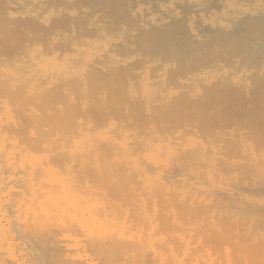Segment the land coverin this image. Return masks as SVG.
<instances>
[{
    "label": "rangeland",
    "instance_id": "374dc122",
    "mask_svg": "<svg viewBox=\"0 0 264 264\" xmlns=\"http://www.w3.org/2000/svg\"><path fill=\"white\" fill-rule=\"evenodd\" d=\"M254 1L255 0H0V73L1 75L3 73L2 76L0 75V78L3 77V79H5V77L7 76L5 82H3V80H0V99L4 98L1 99L3 100V102H5L6 100L5 104L7 105V111L9 109L6 119H10L7 120L9 121V126L11 125L13 127V129L11 128V131L17 129V132H13L15 134L17 133V136L18 134H21L18 136V138L20 137L24 140L27 139L26 143H28V145L31 147H35L33 149L31 148V152L33 154L35 153L37 156L39 155L38 157L41 159H45V156L47 155L51 163H53V165L50 164V166H52L51 169L55 168L56 171L54 169L51 170L50 173V170H48L44 171L43 174L40 172L41 176L39 178H45L50 181L52 178H55L54 180H59L58 176L63 170L61 169V165L63 164L60 163V166H58V162L61 159H59L58 162L54 161L56 159L58 160V157L62 158L61 156L65 153L63 147H65V149L67 148L66 151L70 150L68 153V155L71 154L70 158L74 159V162L77 161L76 164H80V166H75L79 168V171H77L78 168L73 167V169L76 171H74L71 176L73 175L77 183L81 185L82 182H85V185H89L90 182L91 185L89 186L91 188L93 187V192L95 191L94 194H97L94 195V197L97 205H99L97 206L95 205V202L93 204V202L89 201L88 203L83 205L85 206V208H83V211L81 209L80 213L82 212V214H85L87 219H91L90 222H87L90 228H92V225H96V229L99 228V231H96L92 228V231L95 230V232H93V235L97 232L99 233L97 234L98 236L101 235L100 239L102 236H104L105 238H111H106L107 240L101 239L102 242L104 240V242L111 241L114 237H117L114 240H123L125 233L128 232V229H126L125 227H127L137 218H140L141 221H143L140 222V226L142 225L141 227H143L144 229L153 230L154 237L158 234L161 237L160 239L163 241H165L167 238L169 242H167L166 240V243H163L162 241L163 246H160L164 247V245L169 244L170 241L173 245L175 242H179L178 244L174 245L176 247V253L178 255H181V249L184 248L182 244L181 247L179 246L181 242L178 239V232L183 235H188L190 233V235L192 236H196V233H198L196 237L200 238L195 240L196 237L193 236V239L191 241L193 244L197 242L196 244H198L199 246H197L196 244H191L190 248H193L195 251L193 249L192 250L195 253L197 250L201 249V252L198 251L197 254L212 258V262L214 260V262L218 264V262L215 261L216 259L219 261V264L220 261L227 264L225 260L231 256L232 259L227 260V262L230 260L228 264H264V162L261 158V156L264 155V86L259 85L260 83L264 84V0H257L262 7L261 12L257 11L258 7L255 3L253 4ZM228 5L230 6L229 11H233V13L235 12V15L237 17L236 19L232 20L229 28L224 29L217 22V17L222 15L224 9L227 10ZM10 10L13 13L15 12L19 17L16 16L15 18L13 16L12 18L14 20H12L11 14L13 13H10ZM250 10L252 14H250ZM19 14L23 15L24 17H20ZM30 14L34 17H31ZM39 15H42L43 19L40 18L41 20H38L39 17L37 16ZM151 16L154 17L152 20ZM248 17L250 18V20L255 21L256 28L259 29V35L256 36V34H253L251 36H235L243 37L242 40H244L246 46L244 49L238 51L237 53L236 51L232 50L231 45L227 43L226 40H222L223 36H219V34L234 33L243 30L245 31L248 24ZM8 18H10L11 20H9ZM167 30H171L172 33V36L169 40H167L169 36H157L158 34H162ZM194 32L199 34V39L193 36ZM164 38L167 39L165 40ZM251 52L257 53L255 54L257 57L253 56L254 54ZM33 53H39V55L35 59H33ZM90 56H92V58L89 60ZM65 57L69 59V62H71L69 63L68 61H66ZM80 57L84 58V60H81ZM96 58H98L99 61H95ZM46 59L47 61H45ZM50 59L53 61H51ZM87 59L89 60V62L87 61ZM114 60L115 62L112 63ZM120 60H122L123 63ZM41 61L44 62L42 63ZM72 62L77 63H74L75 66H73ZM32 63L36 66H32ZM70 64L75 67V70L77 71H70L69 68L72 67L69 66ZM84 64L85 66H82ZM119 64L120 66H118ZM162 66H166V74L162 69V74L159 75V68ZM78 67L82 68V70L78 69ZM41 68L42 70H40ZM61 68L63 69V73H61ZM23 69L25 70V72ZM30 71L33 73H31ZM157 71L159 72L156 73ZM200 71L211 73V84H209V87L211 86V88L208 87V84L203 85L199 83L197 86L193 83L192 85H194L195 87L191 84L187 85L186 87H181V80L187 78V76H191L190 74H193L194 72L197 73ZM244 71L248 72L246 73V77L249 76L248 80L246 78V80H243L239 83L235 82V79L239 75H241V72L244 73ZM260 72L263 75H261ZM12 73L13 76L16 77H13ZM50 73L60 76L59 78L61 79H57V83H59L60 85H52L47 82L46 76H50ZM77 73L80 74L78 75ZM10 75L12 79L10 78ZM40 75L42 76L40 77ZM228 75L229 79H227ZM155 76H157L158 78H160L159 76H162V78H160V80H158L157 78L154 79ZM39 77L43 80H46L43 81ZM73 77H76L79 80L75 81V78L72 79ZM224 77L227 78L225 79ZM253 77L255 79H253ZM151 78L152 80H150ZM257 78L260 81H258ZM37 79H39V81ZM69 79L70 81L71 79L74 80L72 81L73 83L69 82L71 84L68 85L62 84V82H66L67 80L69 81ZM229 80H231V83H229ZM206 86L208 88H206ZM240 86L242 88H240ZM195 89H197L198 92L197 90L192 91ZM170 91L173 92L172 96H175V98L172 97L173 100L171 98L167 99L166 97L168 96ZM236 91L240 92L237 94ZM186 92H189L187 94L188 96L186 95ZM21 97L25 100H23ZM146 97L149 99H147ZM143 99H147L146 101L148 103H146ZM176 101L178 102V106H172V104L175 105L177 103ZM197 104H199V107ZM10 107L12 109L11 111ZM177 108L180 109L178 112ZM180 112L181 114H179ZM11 115L14 117H12ZM10 116L14 118V121H12L13 119L10 118ZM143 120L145 121V123ZM181 131H183V133ZM171 132L175 133V135L178 134L181 137V140L180 138L177 140L172 137ZM187 132L191 134H187ZM48 134H51L52 136L50 135L49 138ZM169 134L171 135L169 136ZM57 135H59V137ZM72 135H74V137ZM188 135H190L193 140H196V142L198 143V147L195 140L193 141L192 138ZM30 136L35 138L32 139V137ZM55 136H57L58 138H55ZM70 136L71 139L69 138ZM107 136L111 138H108ZM29 137L31 138V141ZM166 137L167 140H164V138ZM182 137L185 140H183ZM36 138L44 139H40L38 141V144L35 141ZM65 138H68V141H72V143H69L70 141L68 142L69 146H66L68 144H66ZM81 138L83 141L79 140ZM121 138H123V141ZM172 138L175 141V145L179 147L182 146V148L185 149L187 148L188 151L190 150L189 146H191V152L195 153L194 157L191 158L187 155V157L184 156V158L178 159L177 157H175V154L172 155L170 151L173 149V146H175L172 143L174 142ZM45 139H51L49 140L50 142L56 141L57 144L56 142L51 143L53 145L55 144L54 146L60 143L61 144L57 147H54L55 149H53V145L51 146L50 144L52 148L49 147L48 150L50 151L47 153V150L45 149ZM56 139H63V142H60ZM109 139L113 140V142L110 140L113 144L111 142H108ZM176 140L179 144L176 142ZM191 140L195 143L193 144ZM29 141L32 142V144H30ZM34 141L37 145L33 144L35 143ZM49 141H47V143H50ZM85 141L86 144L84 143ZM106 141L107 143H109L108 146ZM130 141H134L133 143L136 146H133L134 144ZM144 141L149 142L145 143ZM198 141H201L200 144L203 142V144L200 145ZM104 142L106 145H103V147L101 148L100 145H102ZM141 143H143V145ZM157 143L159 145H157ZM187 143H191L192 145H187ZM40 144L43 145L41 146ZM154 144L159 147L157 148ZM110 145L114 149L113 153L112 151H108L112 150V148L110 149L109 147ZM39 146L43 147V152L37 153V150L42 151V148H39ZM59 146H61L62 148L58 149ZM98 146H100L99 149L102 150H98ZM208 146L211 151H208ZM139 147H142L144 149L141 150V148ZM160 147H164L166 148V150H160ZM203 147L205 149V152H211V164H213L211 165V180L204 179L205 182H203L205 183L204 185L206 187L211 184L210 187L207 188H211V193H213V195L211 194V197L213 198L215 196L213 199L211 198V204L215 203L212 204L211 209L213 210L214 205H216L214 211H212L211 209L210 211L206 210L204 212H201V215L200 213L195 215V213L192 212L190 215L186 216L184 214L185 212L182 214V210L178 209L180 211L178 213L179 215L177 214L176 216V220L180 221L178 222L179 224L175 225V223L174 225H170V223H168L169 226L166 225L165 227V231L168 233H165V231L163 232L164 228L162 229L161 226L167 224L165 222H169L168 213H166V216L168 215L167 217L164 216L159 220L157 218H161V216H159L158 213H154L151 209L147 211V215H145L146 213L144 212L142 213V211L144 210L145 206L150 205V201L148 200L152 199L150 198L152 194H156L155 198L162 204V208H160V210H163L159 211L162 216L165 215L166 212V210L164 212L165 206L163 205L164 202L166 205L165 200L167 198H172V200H174L176 204L177 201L181 202L179 199H181L183 194L177 195V193H179L180 191H187V189H189L190 187L188 186L189 182L186 181H189L191 179L186 178L185 181L181 182L176 177L171 178L172 181L169 179L170 177H167L165 180V176L163 177V172L165 170H169L171 171L172 175L175 176L176 174L185 175L191 170L195 171V169L196 171H200V173L203 172L202 170L206 171L203 164L206 162V160L201 157ZM125 149L127 152L124 151ZM61 150H63L64 153L61 156L56 155L59 154ZM73 150L75 151V157L72 156L74 152ZM103 150L106 151V153ZM137 150L139 151L138 153ZM144 150L147 151L145 152ZM159 150L160 152H163V150L165 152L160 153L158 152ZM52 151L54 153L57 152L56 154H54L55 157H57L56 159L55 157H52ZM101 151H103L104 154H102ZM135 151L137 155L135 154ZM153 151L163 154L164 157L161 155L159 156V161H157L158 158L156 160L157 162L154 161L155 159H153V157H158L156 155L158 153H154ZM204 151L203 153H205ZM96 153L98 154V156ZM77 154L79 155V157ZM100 154H102L105 159L103 156L101 158ZM251 154L254 158L256 155L257 159L254 160ZM68 155L67 157H69ZM86 155H88L89 157L94 156L92 158V160H94V164L93 161H89V158H85ZM63 157L66 156L63 155ZM150 157L152 158L150 159ZM160 157H162L163 159ZM165 157L167 160L165 159ZM52 158H54V160ZM186 158H190V160H187ZM83 160H85V164H83L84 166L82 165V163H84ZM160 160H164L162 161V164L164 162L166 165L161 164V167L159 165ZM78 161L81 163H79ZM168 161H170V163H168ZM89 162H91V168H89L91 166L89 165ZM123 162L125 166L123 165ZM166 162L170 165L168 166ZM55 163H57V166L55 165ZM201 163L203 164L201 165L203 167L200 166ZM85 166H88L86 167L87 169L89 168L87 170L88 174ZM125 167L128 168L127 171ZM135 167L138 169L136 170ZM212 167L216 168L213 169ZM149 168L152 169V173L154 174V176L150 175L151 169ZM170 168H174L175 171L173 170V172ZM153 169H155L156 172H153ZM79 172L83 174L84 172H86L85 174L88 175V178L83 181L86 176L80 177L83 174L80 175ZM134 172L139 175V178L137 177L136 179V176H131L132 173L135 174ZM57 173L58 176L56 175ZM62 173L65 172L63 171ZM214 173L221 174L219 178L222 177L221 179H223V181L217 178V176L215 177ZM125 174H127V176H125ZM161 174L162 182H165L159 184L160 182L156 181H158V178L161 177ZM42 175L45 176L43 177ZM52 175L56 177H52ZM155 175H157V177ZM77 176H79L80 178L84 177V179H82V182H78L80 178L77 179ZM186 176L188 175L186 174ZM68 177L71 180L70 175ZM127 177H132V179L130 180ZM90 179L93 180L90 181ZM126 179L127 181H125ZM143 179L147 182L148 185L146 184V182L141 183L143 186H140L138 184L136 185L135 180H137L136 182L139 183L142 182ZM168 179L171 182L168 181ZM129 180L130 183L128 182ZM131 181H134V184ZM175 181L177 182L175 183ZM166 182L167 184H165ZM173 182L175 183L174 185H176V191L173 192H177L174 194L172 190H166L164 187L165 185H173ZM247 182H249V184L254 183L256 186H245ZM66 183H69L70 186L72 185L70 181ZM96 183L98 187L95 186ZM98 183L102 185H98ZM126 183L129 188H126ZM124 184L126 187H124ZM104 185H106V187L109 189V192L108 189L104 187ZM226 185L230 186V188L232 187V189L234 187V190H237L238 192L241 190L243 193L241 191L240 192L243 194L244 199L242 201L238 199L237 201V199L231 198L229 196L227 197V195L223 194L221 189L218 188L224 187ZM102 187H104V189ZM162 188L164 189L162 190ZM126 189L129 190L130 196L128 195V192L125 191ZM110 190L114 193V195L116 194L117 196L118 194L117 197H120V201L117 198L114 199V195L113 197L110 196ZM165 190L166 192H168V194L165 193ZM143 192H145V194H148L145 195L143 194ZM169 192L171 194H169ZM101 193L104 195H102ZM121 194L124 196H122ZM162 196L163 198H165L163 199ZM145 197L148 199H146ZM176 197L179 198L177 199ZM224 197L226 199L228 198V200L224 199ZM104 199L106 202L104 201ZM112 199L114 202L112 201ZM127 199H130L129 203H127ZM137 199L141 200L138 201ZM103 202L107 205H104ZM220 202L224 203L225 206ZM89 203L93 205H89ZM124 203H126L125 206ZM94 205L98 207V209H96V207H92ZM88 206L92 208L91 212H89L90 209H88L89 211H86V208ZM134 206H138L137 208H139V210L137 208L134 209ZM99 207L102 209L100 214L97 212V210H100ZM131 208L133 210H131ZM232 208L235 209L236 212ZM254 210L258 213H256ZM84 211H86V213ZM131 211H134L133 214ZM92 212H96L98 214L96 218H100L99 222L100 220L103 222L105 219H107V217L110 218L111 221L113 217V219L117 221V223H115V221L113 220V224L115 223V226H118L117 228H119L120 225L122 228L124 227V229L120 227L122 230H126L125 233L123 231L124 236H122V239L120 238L122 235L119 231L120 228L118 232H115V234L111 232V237L110 235H104V232L106 231H109L110 233L111 228H114L113 232L117 231V228L113 227L114 225L111 222L107 223V220H105L103 222L104 224L102 225L99 223L100 226L98 225V222H95L96 224H94L95 219L92 220L93 218H90L89 215V213ZM209 212L211 213V216L207 217L210 214ZM213 212H215V216ZM139 213H142L140 217H138ZM207 213L209 214L207 215ZM193 214L196 217L200 216V218L197 217V219L195 216H193ZM225 214H227L228 216ZM85 215H82L83 219L81 218V216L80 218L78 216L77 219H82L84 221V224L87 225V219L86 217H84ZM101 215L104 216H102L101 218ZM152 215L157 220H155ZM182 216L186 217H183V220H181ZM165 217L167 218V220L164 219ZM194 217V221L191 220ZM145 219L147 221L149 220V223L147 222L149 224V227L147 223H144L146 221ZM72 220L74 221V219ZM163 220L165 222H163ZM184 220H186V223L184 222ZM121 221L123 222V224ZM127 221L130 222L127 223ZM158 221L159 223L163 222L165 224L160 226V224H163L160 223L158 224L160 226L159 227L156 224L158 223ZM91 222L92 225L90 226ZM188 222H192L195 225H191ZM106 223L110 225L108 226ZM150 223H154L152 224L154 227L150 226ZM200 224H202L201 226L203 227H201ZM86 225H84V227ZM105 225L107 226L104 227ZM259 225L263 227L261 228ZM181 226H183L184 228ZM87 227H85V230L87 229ZM152 227L154 229H152ZM173 227H177L175 228L176 231L173 229ZM179 227L180 229L183 228L184 230L181 229L183 230L181 231ZM159 228H161L162 230ZM168 228L174 231L168 230ZM197 228L199 230L201 229L200 232L202 234L198 232ZM156 229L158 232L155 231ZM177 229H179L180 231ZM203 229L205 232L204 235L202 232ZM257 231L263 232L257 233ZM89 232L91 234V230ZM126 234L128 235V233ZM160 234H163V237ZM93 235H90L91 237L89 236L88 239H91ZM167 235H169V237ZM252 235H255L257 237H251ZM83 237L85 238V236ZM87 237L88 236H86V238ZM158 237H155V240L153 239L154 241L157 240L155 242L157 245L161 243V240L158 239ZM254 238L256 239V242ZM93 239L96 241H100V239H95V237ZM257 239L259 242L257 241ZM153 240L152 242H154ZM201 241L205 242L202 243ZM121 242L125 245V241ZM126 243L129 244L130 242L126 241ZM199 243L202 244L200 245ZM51 245L54 250L56 248L55 246L53 247L54 243H51ZM177 245L179 246V248H177ZM160 246L159 248H162ZM195 246L197 247L195 248ZM130 249L131 248L126 249L127 251H124V253V249L121 250L118 248V250H121V253L119 251H116L117 248L115 250V248L113 247L114 251L109 248L104 252V254L101 253L98 255L100 257L97 258L98 260H95L97 262L93 261V263L91 264H100V262L102 264H113V262H115V264H120L121 262V264H124L125 262L126 264V261L127 264H160V262L157 263L159 260L157 261L152 254L150 257L148 256L149 253H147L148 257L142 258L138 253V255L135 256L136 253L134 252L136 251H134L133 247V250L131 249L130 251ZM203 250L205 251L203 252ZM226 250L230 255L227 254L229 257L224 258L227 252ZM55 251H57V253ZM55 251V255L57 254L56 256L53 254V251V255H51V251L49 252V250L44 251V253L49 252L51 256L55 257V260L57 259L56 257L59 254L64 255L63 249L58 248ZM205 253H208L207 255L211 254V256H207ZM45 255L46 253L44 254V256ZM106 255L109 256L108 259ZM46 256L45 258L48 259L49 256ZM42 257L41 260L39 258L38 261H41L42 264H45L43 262L46 260H43L45 258L42 259ZM148 258L151 261H149ZM109 261H112V263ZM47 262L48 260L46 261V263ZM47 264H51V262L49 261V263ZM170 264L174 263L171 261Z\"/></svg>",
    "mask_w": 264,
    "mask_h": 264
},
{
    "label": "bare ground",
    "instance_id": "6f19581e",
    "mask_svg": "<svg viewBox=\"0 0 264 264\" xmlns=\"http://www.w3.org/2000/svg\"><path fill=\"white\" fill-rule=\"evenodd\" d=\"M193 1H196V0H193ZM256 4L257 5V11L258 12H261V10H262V7L260 6V4L258 3V1L257 0H255L254 2H253V4ZM228 8H227V10H225L224 9V11H223V13H222V15H220L219 17H217V22L221 25V27L222 28H224V29H227V28H229L230 27V24H231V22H232V20H234V19H236V15H235V12L233 13V11H229L230 10V6L228 5L227 6ZM12 9V8H11ZM14 9V8H13ZM252 10H254V9H252ZM245 12V11H244ZM253 12V11H252ZM10 13H13V12H11V10H10ZM10 13H8V14H10ZM19 13V12H18ZM237 13V12H236ZM249 13V12H248ZM25 14V13H24ZM37 14V13H36ZM35 14V15H36ZM250 14H252L251 13V10H250ZM20 15V14H19ZM15 17L16 18V16L17 17H19L15 12L13 13V14H11V18L12 17ZM21 16H23V15H20V17ZM30 16H31V14H30ZM255 16V15H254ZM24 17V16H23ZM31 17H34V16H31ZM37 17H39L38 18V20L40 19V18H42L43 16L42 15H39V16H37ZM154 17L153 16H151V20L153 19ZM9 20H11L10 18H8ZM17 19H19V18H17ZM43 19V18H42ZM249 19V20H248ZM248 19H247V27H246V29H245V31L243 30V31H238V32H234V33H225V34H219V36H223L222 37V40H226V42L227 43H229L230 45H231V48H232V50L233 51H236L237 53H238V51H240V50H242V49H244L246 46H245V42H244V40H242V38L243 37H235V36H251V35H253V34H256V36H258L259 35V29H257L256 28V24H255V21H253V20H250V18L248 17ZM12 20H14L13 18H12ZM41 20V19H40ZM245 25H246V23H245ZM157 36H169L168 37V39L167 38H164L165 40L167 39V40H169L170 38H171V36H172V33H171V30H167V31H165V32H163L162 34H158ZM193 36H195V38H197V39H199V34L198 33H196V32H194L193 33ZM225 36H227V37H225ZM251 53H253L254 55L253 56H256L255 54H257V53H255V52H251ZM39 55V53L38 54H36V53H33L32 54V58L33 59H35L37 56ZM90 55V54H89ZM42 57V56H41ZM60 57V56H59ZM85 57V56H84ZM257 57V56H256ZM44 58V57H43ZM42 58V59H43ZM47 58V57H46ZM66 58V57H65ZM81 58V57H80ZM79 58V59H80ZM92 58V56H90V58H89V60ZM41 59V60H42ZM45 59V58H44ZM49 60V59H48ZM51 60V59H50ZM66 61H68L69 62V59H65ZM81 60H84V58H81ZM89 60L87 59V61L89 62ZM99 61V59L98 58H96V60L95 61ZM39 61V60H38ZM45 61H47V59L45 60ZM51 61H53V60H51ZM86 61V60H85ZM94 61V60H93ZM122 63H123V61L122 60H120ZM119 61V62H120ZM34 62V61H33ZM42 62V61H41ZM44 62V61H43ZM42 62V63H43ZM71 62V61H70ZM69 62V63H70ZM87 62V63H88ZM115 62V60L112 62V63H114ZM117 62V61H116ZM126 62V61H125ZM68 63V64H69ZM74 63H77V62H74ZM74 63L72 62V65L73 66H75L74 65ZM33 64V63H32ZM58 64H60V63H58ZM83 64V63H82ZM116 64V63H115ZM44 65V64H43ZM42 65V66H43ZM62 65V64H61ZM71 64L69 65V66H72ZM89 65H92V64H89ZM88 65V66H89ZM114 65V64H113ZM121 65H123V64H121ZM5 66V65H4ZM32 66H36L35 64H33ZM40 66V65H39ZM70 67L69 69H70V71L71 70H75L76 68L75 67ZM76 66H78V65H76ZM82 66H85V64L84 65H82ZM101 66V65H100ZM104 66V65H103ZM118 66H120V64L118 65ZM12 67V66H11ZM58 67V66H57ZM122 67V66H121ZM3 68V67H2ZM28 68V67H27ZM38 68V67H37ZM64 68V67H63ZM74 68V69H73ZM99 68V67H98ZM102 68V67H101ZM165 68H166V66H162V67H160L159 69V71H160V73H159V75H161L162 74V69L164 70V73L166 72L165 71ZM4 69V68H3ZM39 69V68H38ZM62 69V68H61ZM69 69H68V71H69ZM78 69H81L82 70V68H80V67H78ZM2 70V69H1ZM19 70H21V69H19ZM24 70V69H23ZM37 70V69H36ZM40 70H42V68L40 69ZM56 70H58V69H56ZM67 70V69H66ZM3 71V70H2ZM32 71H34V70H32ZM61 71V70H60ZM75 71H77V70H75ZM159 71H157L156 73H158ZM207 71V70H206ZM9 72V71H8ZM24 72H25V70H24ZM27 72V71H26ZM31 72V71H30ZM211 72V71H210ZM31 73H33V72H31ZM37 73V72H36ZM53 73H55V72H53ZM61 73H63V69H62V72ZM163 73V74H164ZM246 73H248V72H245L244 71V73H242L241 72V75H239L236 79H235V82H237V83H239V82H241V81H243V80H246V78H247V80H248V77H246L247 76V74ZM261 73V72H260ZM6 74V73H5ZM11 74V73H10ZM17 74V73H16ZM15 74V75H16ZM40 74V73H39ZM38 74V75H39ZM51 74V73H50ZM66 74H67V71H66ZM73 74H74V72H73ZM78 75L80 74V73H77ZM166 74V73H165ZM229 74V73H228ZM0 75H1V73H0ZM2 75H3V73H2ZM1 75V76H2ZM21 75V74H20ZM37 75V74H36ZM63 75H65V74H63ZM191 76H187V78H185V79H183V80H181V84H182V86L181 87H186L187 85H189V84H195L196 86L198 85V83L199 84H203V85H207L208 84V87H209V84H211V73H205V72H194L193 74H190ZM231 75H233V74H231ZM237 75V74H236ZM261 75H263L262 73H261ZM12 76H13V73H12ZM23 76V75H22ZM42 75H40V77H41ZM44 76V75H43ZM74 76V75H73ZM163 76V75H162ZM162 76H159L160 78H162ZM7 77V76H6ZM6 77H5V79H6ZM13 77H16V76H13ZM21 77V76H20ZM32 77H34V76H32ZM39 77V78H40ZM60 76H58L57 74H51L50 76H46V79H47V82L48 83H50V84H56V85H60L59 83H57L58 82V80L57 79H61V78H59ZM78 77V76H77ZM233 77V76H232ZM10 78H11V75H10ZM27 78V77H26ZM64 78V77H63ZM75 78V79H74ZM153 78V77H152ZM152 78L150 79V80H152ZM155 78H157L158 80H160V78H158L157 76H155L154 77V79ZM225 78V77H224ZM227 78V77H226ZM225 78V79H226ZM255 78H256V76H255ZM254 77H253V79H255ZM258 78H259V76H258ZM258 78H257V80H258ZM263 78H264V76H263ZM5 79H3V77L2 78H0V80H3V82H5ZM12 79V78H11ZM17 79V78H16ZM40 79H42V78H40ZM46 79H42L43 81H45ZM72 79H74L75 81L76 80H79V79H77L76 77H73ZM71 79V81H70V79H69V81L67 80L66 82H62V84H71V83H73L72 81H74V80H72ZM156 79V80H157ZM227 79H229V75H228V78ZM33 80V79H32ZM36 80V79H35ZM38 81H39V79H37ZM150 80H149V82H150ZM155 80V81H156ZM157 80V81H158ZM256 80V81H257ZM11 81V80H10ZM10 81H9V83H10ZM42 81V82H43ZM63 81V80H62ZM148 81V80H147ZM175 81V80H174ZM230 82L229 83H231V80H229ZM258 81H260V80H258ZM262 81V80H261ZM37 82V81H36ZM68 82V83H67ZM69 82H71V83H69ZM254 82V81H253ZM157 83H159V82H157ZM263 83V82H262ZM61 84V85H62ZM233 84V83H232ZM5 85V84H4ZM39 85H41V84H39ZM42 85H43V83H42ZM55 85V86H56ZM152 85V84H151ZM184 85V86H183ZM259 85H263L264 86V84H259ZM37 86V85H36ZM192 86H194V85H192ZM195 87V86H194ZM205 87V86H204ZM207 86H206V88H208ZM18 88V87H17ZM37 88V87H36ZM35 88V89H36ZM38 88H39V86H38ZM197 88V87H196ZM209 88H211V86L209 87ZM240 88H242L241 86H240ZM34 89V88H33ZM38 90V89H37ZM173 90H175V89H173ZM197 89H195V90H192V91H196ZM233 90H235V89H233ZM239 90V89H238ZM243 90V89H242ZM261 90V89H260ZM20 91V90H19ZM24 91V90H23ZM201 91V90H200ZM203 91V90H202ZM210 91H211V89H210ZM231 91V90H230ZM263 91H264V88H263ZM22 92V91H21ZM166 92V91H165ZM168 92V91H167ZM175 92V91H174ZM197 92H198V90H197ZM237 92V91H236ZM240 92V91H239ZM239 92H237V94L239 93ZM15 93V92H14ZM25 93V92H24ZM23 93V94H24ZM189 93V92H188ZM187 92H186V95L188 94ZM258 93V92H257ZM264 93V92H263ZM16 94V93H15ZM22 94V95H23ZM172 94H173V92H169V94H168V96H166L167 97V99H172ZM211 94V93H210ZM21 95V94H20ZM185 95V96H186ZM240 95H241V93H240ZM240 95H238V96H240ZM188 96V95H187ZM237 96V97H238ZM145 97V96H144ZM236 97V98H237ZM22 98V97H21ZM147 98V97H146ZM173 98H175V96L173 97ZM190 98V97H189ZM239 98V97H238ZM1 99H4V98H1ZM0 99V264H40L41 263V261H38V259L40 258V260H41V257H42V259L43 258H45V256L46 257H48V259L47 258H45V259H43V260H48V262L47 263H49V261L51 262V264H91V263H93V261L94 262H97V261H95V260H98L97 258L98 257H100V256H98L99 254H101V253H103L104 254V252L105 251H107L109 248L110 249H112L113 250V247L115 248V250H116V248H117V250L116 251H119V252H121V250L122 249H124L123 250V252L124 251H127L126 249H129V248H131L132 249V247L134 248V251H136V252H134V253H136L135 254V256L136 255H140V257H142V258H146V257H148V256H150L151 257V254L156 258V260L158 261H155V262H157V263H159L160 262V264H170L171 263V261L174 263V264H215L216 262H214V260H213V262H212V258H209V257H206V256H203V255H200V254H197L198 253V251H200V250H197L196 251V253L194 252L195 250L193 249V248H190V245L191 244H193L192 243V239H193V236H195V235H190V233L188 234V235H183V234H181V233H179L178 231V234H179V236H178V239H179V241L181 242L180 244H179V246L181 247V244L183 245V247L185 248H182L183 249V251H182V249H181V255H178L176 252V247L174 246L175 244H178L179 242H175L174 243V245L171 243V241H170V243L169 244H166V245H164V247H162L163 246V243L167 240V238H166V240H165V238H164V240L165 241H163V240H161L160 238V236L157 234V235H155V237L157 238L158 236V239H160L161 241V243H162V241H163V243L161 244V243H159L158 245L155 243L156 241H154L155 240V237L153 236V230H148V229H144L143 227H141L140 226V222H143V221H141V219L140 218H137L136 220H134L132 223H130L129 225L127 224V223H129L128 221H127V227H125L126 229H128L127 231L128 232H126V233H128V235L125 233V231L126 230H122V229H124V227L122 228L120 225H119V228H120V230H119V228H117L115 225V223H117V221H115L114 219H113V217H112V220L110 221V218H108L107 217V219H105V220H107V223L108 222H111L112 224H113V220L115 221V223L113 224L114 226L113 227H116L117 228V231H114L113 232V230H114V228L112 229V231H111V229H110V233H109V231H106V232H104L103 234L104 235H110V237L112 236L111 234L112 233H114L115 234V232H118V230L120 231V234H122L121 235V239H122V236H124L123 235V231H124V233H125V236H124V238H123V240H121V241H125V245H124V243H122L121 241H119V240H114L115 238H117V237H114V235H113V239L111 240V241H108V242H102V240L101 239H106L104 236H102L101 237V239H100V236L101 235H97V234H99V233H97L96 232V234H94L93 235V232H95V230L97 231L99 228H95V226L94 225H92V222H91V224H90V226L92 225V228L93 229H95V230H93L92 231V228H90L89 227V225H88V221L90 222V220L89 219H87V217H86V215L85 214H82V212L80 213V210L82 209V211H83V208H85V206H83V205H85L86 203H88L89 201L90 202H93V204H94V202L96 203V200H95V197H94V195H97V194H94V192H93V187L91 188L89 185H91L90 184V182H89V185H85L83 182H82V179H84V177L83 178H80V177H82V176H86V178L83 180V181H85L87 178H88V169L89 168H91L92 167V165H91V162L93 161V164H94V160H92V158L94 157H89L88 155H86L85 156V158L87 157V159L89 158V161H91V162H89L90 164L89 165H91L88 169L86 168V167H88V166H85V168H86V171H87V174H85L86 172H84V174L83 173H81V172H79L80 173V175L81 174H83V175H79V176H77L78 178L77 179H79L80 178V180L78 181V182H82V185L81 184H78L77 183V181H76V179H75V177H73V175L71 176V174L74 172V171H76V170H74L73 169V167H75V166H80V164H76L77 163V161L76 162H74V159H72V158H70V155H68V153H69V151L70 150H68V151H66V149H65V147H63L64 148V150H65V153H64V151L63 150H61V152H59V154H56L57 152H53L52 151V153H53V155L54 154H56V155H58V156H61L63 153V155L64 156H66V157H63V155L61 156L62 158H59L58 157V160L56 159L57 157H55V155L53 156L52 154V157H55V159L57 160H55L54 162H58L59 161V159H61L59 162H58V166H60V163L61 164H63V165H61L62 166V168L61 169H63L62 170V172L64 171L65 173H60V175L58 176V173L56 174L57 176H58V179L59 180H54L53 178L51 179V181L50 180H48V179H45V178H39L40 176H41V173L43 174L44 173V171H48V170H50L49 172L51 173V170H54L55 168H52L51 169V167L52 166H50V164H52L53 165V163H51V161L49 160V157L46 155L45 156V159L44 158H39L35 153L33 154L31 151V148L33 149V148H35V147H31V146H29L28 145V143H26V140H24V139H22V138H18V136L19 135H21V134H18V136H17V133L15 134L14 132L17 130V129H14L13 131H11V128L13 129V127L10 125L9 126V121L7 120V119H9V118H7L6 119V116L8 115V111H9V109H8V111H7V105L5 104V102H6V100H5V102H3V100H1ZM23 99V98H22ZM147 99H149V98H147ZM146 99V100H147ZM191 99V98H190ZM23 100H25V99H23ZM138 100V99H137ZM143 100H145V99H143ZM145 100V102L146 103H148L147 101ZM173 100V99H172ZM176 100V99H175ZM28 101V100H27ZM50 102V101H49ZM177 102V101H176ZM206 102V101H205ZM8 103V102H7ZM138 103V102H137ZM175 103V102H174ZM180 103V102H179ZM48 104V103H47ZM170 104V103H169ZM178 104V102L175 104V105H173L172 104V106H178L177 105ZM181 104V103H180ZM180 104H179V106H180ZM9 105H10V103H9ZM14 105V104H13ZM80 105V104H79ZM198 105V107H199V104H197ZM163 106V105H162ZM166 106V105H165ZM203 106H205V105H203ZM9 107V106H8ZM47 107V106H46ZM153 107V106H152ZM189 107V106H188ZM172 108V107H171ZM176 108V107H175ZM179 108V107H178ZM177 108V112L180 110V109H178ZM81 109V108H80ZM163 109H165V108H163ZM197 109V108H196ZM195 109V110H196ZM12 109H11V107H10V111H11ZM264 110V109H263ZM17 111V110H16ZM69 111V110H68ZM91 111V110H90ZM27 112V111H26ZM25 112V113H26ZM43 112V111H42ZM89 112V111H88ZM169 112V111H168ZM13 113V112H12ZM11 113V114H12ZM44 113V112H43ZM68 113H70V112H68ZM82 113V112H81ZM91 113V112H90ZM140 113V112H139ZM45 114V113H44ZM94 114V113H93ZM179 114H181V112L179 113ZM25 115V114H24ZM61 115V114H60ZM64 115V114H63ZM12 116V115H11ZM10 116V118H12V117H14V116H12L11 117ZM81 116H83V115H81ZM95 116V115H94ZM55 117V116H54ZM58 117V116H57ZM65 117V116H64ZM97 117V116H96ZM72 118V117H71ZM13 120L12 121H14V118H12ZM33 119V118H32ZM35 119V118H34ZM44 119V118H43ZM10 120V119H9ZM24 120V119H23ZM36 120V119H35ZM34 120V121H35ZM39 120H41V119H39ZM87 120V119H86ZM27 121V120H26ZM25 121V122H26ZM54 121V120H53ZM144 121V120H143ZM52 122V121H51ZM17 123V122H16ZM15 123V124H16ZM47 123V122H46ZM45 123V124H46ZM84 123H85V121H84ZM144 123H145V121H144ZM149 123V122H148ZM33 124V123H32ZM61 124V123H60ZM87 124V123H86ZM13 125V124H12ZM21 125H23V124H21ZM39 125V124H38ZM47 125V124H46ZM49 125H52V124H49ZM59 126V125H58ZM188 126V125H187ZM186 126V127H187ZM64 127V126H63ZM183 127V126H182ZM194 127V126H193ZM192 127V128H193ZM24 128V127H23ZM170 128V127H169ZM176 128V127H175ZM178 128V127H177ZM181 128V127H180ZM184 128V127H183ZM188 128V127H187ZM195 128V127H194ZM22 129V128H21ZM27 129V128H26ZM25 129V130H26ZM44 129V128H43ZM52 129V128H51ZM122 129V128H121ZM164 129V128H163ZM37 130V129H36ZM109 130V129H108ZM160 130V129H159ZM192 130H194V129H192ZM191 130V131H192ZM23 131V130H22ZM51 131V130H50ZM121 131V130H120ZM123 131V130H122ZM17 132V131H16ZM21 132V131H20ZM63 132V131H62ZM111 132V131H110ZM182 133H183V131H181ZM46 133V132H45ZM108 133V132H107ZM113 133V132H112ZM170 133V132H169ZM172 133V132H171ZM177 133V132H176ZM179 133V132H178ZM27 134V133H26ZM29 134V133H28ZM37 134V133H36ZM52 134V133H51ZM51 134H48L49 136V138H50V135ZM54 134H55V132H54ZM53 134V135H54ZM80 134V133H79ZM120 134H122V133H120ZM175 133H172V135L171 134H169V136L171 135L172 137H174L175 139H179L180 138V140H181V137L178 135V134H176L175 136ZM187 134H191V133H188L187 132ZM75 135V134H74ZM74 135H72L73 137H74ZM86 135V134H85ZM96 135V134H95ZM132 135V134H131ZM168 135V134H167ZM41 136V135H40ZM52 136V135H51ZM58 137H59V135H57ZM57 136H55V138H58ZM79 136V135H78ZM125 136V135H124ZM123 136V137H124ZM130 136V135H129ZM182 136V135H181ZM188 136H190V135H188ZM192 136H194V135H192ZM30 137H32V136H30ZM29 137V138H30ZM47 137V136H46ZM45 137V138H46ZM47 137V138H48ZM60 137H61V135H60ZM105 137V136H104ZM108 137V136H107ZM111 137H112V135H111ZM111 137H108V138H111ZM115 137V136H114ZM126 137H127V135H126ZM191 137V136H190ZM28 138V137H27ZM33 138H35V137H32V139ZM63 138V137H62ZM70 139H71V136L69 137ZM86 138H89V137H86ZM91 138V137H90ZM169 138V137H168ZM188 138V137H187ZM192 138V137H191ZM22 139V140H21ZM40 139H44V138H40ZM39 138H36V142L38 143V141L40 140ZM54 139V138H53ZM66 139V138H65ZM68 139V138H67ZM66 139V144H68V145H66V146H69V143H72V141H68ZM74 139V138H73ZM116 139V138H115ZM122 139V141H123V138H121ZM125 139V138H124ZM182 139L183 140H185L183 137H182ZM211 139V138H210ZM25 142H24V141ZM46 140V139H45ZM49 140H51V139H48V140H46V141H44V140H41V141H44V142H46V150H47V153L50 151V150H48V148L50 147V148H52L51 146L53 145V144H51V143H55L54 141H52V142H50ZM56 140H59V139H56ZM63 139H60L59 141L61 142ZM79 140H82V138L81 139H79ZM92 140H93V138H92ZM111 139H109V141L108 142H113V140H111ZM118 140V139H117ZM136 140V139H135ZM158 140V139H157ZM159 140H161V139H159ZM164 140H167V137L166 138H164ZM172 140H173V138H172ZM176 140V142L178 143V141ZM189 140V139H188ZM192 140H193V138H192ZM191 140V141H192ZM195 140V139H194ZM193 140V141H194ZM198 140V139H197ZM30 141H31V138H30ZM29 141V143L30 144H32V142H30ZM33 141V140H32ZM34 141V142H35ZM47 141H49L50 143H47ZM65 141V140H64ZM83 141V140H82ZM88 141H91V140H88ZM116 141V140H115ZM125 141V140H124ZM129 141V140H128ZM137 141V140H136ZM142 141V140H141ZM174 141V140H173ZM192 141V142H193ZM28 142V141H27ZM36 142L35 143H33V144H36ZM59 142V143H60ZM63 142V141H62ZM69 142V143H68ZM76 142V141H75ZM74 142V143H75ZM111 142V143H112ZM117 142V141H116ZM127 142V141H126ZM131 142V141H130ZM134 142V141H133ZM133 142H131V143H133ZM145 142V141H144ZM149 142V141H148ZM148 142H145V143H148ZM152 142H153V140H152ZM151 142V143H152ZM169 142V141H168ZM179 142H181V141H179ZM188 142V141H187ZM195 142H196V140H195ZM195 142H193V144L195 143ZM199 142V141H198ZM201 142V141H200ZM200 142H199V144H200ZM219 142V141H218ZM79 143H81V142H79ZM83 143V142H82ZM85 144H86V141L84 142ZM83 143V144H84ZM106 143H107V141H106ZM130 143V144H131ZM150 143V144H151ZM155 143H156V140H155ZM159 143H161V142H159ZM164 143V142H163ZM173 144L175 143V141L174 142H172ZM176 143V144H177ZM39 144V143H38ZM50 144H51V146H50ZM56 144H57V142H56ZM61 144V143H60ZM60 144H58V145H60ZM88 144H89V142H88ZM87 144V145H88ZM94 144H96V143H94ZM113 144V143H112ZM111 144V145H112ZM117 144V143H116ZM134 144V143H133ZM142 145H143V143H141ZM166 144V143H165ZM172 144V145H173ZM179 144V143H178ZM182 144V143H181ZM186 144V143H185ZM189 143H187V145H188ZM191 144V143H190ZM189 144V145H190ZM201 144H203V142L201 143ZM200 144V145H201ZM206 144V143H205ZM37 145V144H36ZM36 145H34V146H36ZM41 145V144H40ZM43 145V144H42ZM41 145V146H42ZM44 145V146H45ZM55 145V144H54ZM53 145V149H55L54 147H57L58 145H56V146H54ZM63 145H65V144H63ZM76 145V144H75ZM81 145V144H80ZM100 145V144H99ZM103 145H106L105 144V142L102 144V145H100L101 146V148L103 147ZM109 145V143H107V146ZM109 146L110 147V149L112 148V146ZM114 145H115V143H114ZM119 145V144H118ZM155 145V144H154ZM157 145H159L158 143H157ZM163 145V144H162ZM167 145V144H166ZM169 145V144H168ZM175 145V144H174ZM192 145V144H191ZM196 145H197V147H198V143L196 142ZM41 146H39V148H42V151H38L37 150V153L39 152H43V147H41ZM86 146V145H85ZM100 146H98L97 147V149L98 150H102V149H99V147ZM124 146V145H123ZM126 146V145H125ZM127 146H128V144H127ZM133 146H136L135 144L133 145ZM153 146V145H152ZM151 146V147H152ZM156 146V145H155ZM170 146V145H169ZM204 146V145H203ZM38 147V146H37ZM71 147V146H70ZM75 147V146H74ZM89 147V146H88ZM95 147V146H94ZM108 147V148H109ZM116 147V146H115ZM157 147V146H156ZM159 147V146H158ZM157 147V148H158ZM167 147V146H166ZM39 148H37V149H39ZM59 148H62L61 146H59L58 147V149ZM123 148V147H122ZM136 148V147H135ZM139 148H141V150L142 149H144V148H142V147H139ZM182 146L181 147H179V146H177V145H175V146H173V149L170 151L171 153H172V155L173 154H175L176 156L175 157H177L178 159L180 158H184V156L185 157H187V155L189 156V157H194V152H191L192 151V149H191V146H189V148H190V150L188 151L187 150V148L185 149V148H182ZM200 148H201V146H200ZM207 148V147H206ZM208 148H209V146H208ZM52 149V150H53ZM70 149V148H69ZM104 149H105V147H104ZM107 149V148H106ZM120 149V148H119ZM152 149V148H151ZM156 149V148H155ZM161 149H165L166 150V148H164V147H160V150ZM76 150V149H75ZM90 150V149H89ZM153 150V149H152ZM158 150V149H157ZM160 150L158 151V152H160ZM205 149H204V147H203V151H204ZM207 150V149H206ZM210 150V148L208 149V151ZM34 151V150H33ZM74 151V150H73ZM91 151V150H90ZM104 151V150H103ZM101 151V153L102 154H104V152L106 153V151ZM108 151H112V153L114 152V149L112 148V150H108ZM125 152H127L126 151V149L124 150ZM145 151V150H144ZM147 151V150H146ZM145 151V152H146ZM148 151H149V149H148ZM193 151H195V150H193ZM203 151H202V155H201V157L202 158H204V160H206V162L205 163H203L204 164V168H205V170L206 171H204V170H202L203 172L202 173H200V171H196V169H195V171L194 170H191V171H189L188 173H186L188 176H186V174L185 175H178V174H176L175 176L174 175H172V173H171V171H169V170H165L163 173V177L165 176V180H166V178L167 177H170L169 179L171 180V178H177L179 181H181V182H183V181H185L186 180V178H190L191 180H189V181H186V182H189V189H187V191H186V194H185V191L184 192H182V191H180V192H182V193H177V192H173V191H176V185H174L177 181H175V183L173 182V185H171V186H169V185H165L164 187H165V189L167 190H172V192H173V194L174 193H177V195H179V194H183V196L181 197V199H179L181 202H179V201H177V204H176V202H174V200H172V198H167L165 201H166V205H165V202H164V205L163 206H165V209H164V212H165V210H166V212H165V215H161L160 213H159V211H162V210H160V208H162V204H161V202H159L156 198H155V196H156V194L155 195H153L152 194V196L150 197V198H152L151 200H148V201H150L149 202V206L147 205V206H145V208H144V210L142 211V213L144 212V213H146L145 215H147V211L148 210H152L154 213H158L159 214V216H161V218L159 217V218H157V219H162L164 216H166V213H168V215H169V222L167 221V222H165L164 220H163V222H165V223H167V224H165V223H163V222H160V223H163V224H160L159 223V221H158V223H156L157 225L158 224H160V226L161 225H164V226H161V228L163 229L164 228V230H163V232L165 231V227H166V225H168V223H170V225L171 224H175V225H177V224H179L178 222H180V221H178V220H176V216H177V214L179 213V211L180 210H182V214L184 213L186 216L187 215H190L192 212H194L195 213V215L196 214H199L200 213V215H201V212H204V211H206V210H209L210 211V209H211V206H212V204H215V203H212L211 204V194L213 195V193H211V188H207V187H210V185L211 184H209V186H205L204 184V182H205V180L207 179V180H211V165H213V164H211V152H205V153H203ZM211 151V150H210ZM35 152H36V150H35ZM66 152H67V154H66ZM93 152H94V150H93ZM131 152H134V151H131ZM139 151L137 150V153H138ZM144 152V153H145ZM152 152V151H151ZM154 152V151H153ZM156 152V151H155ZM154 152V153H155ZM158 152H156V153H158ZM162 152V151H161ZM160 152V153H161ZM163 152H165L164 150H163ZM162 152V153H163ZM169 152V153H170ZM46 153V152H45ZM44 153V154H45ZM46 153V154H47ZM72 153V152H71ZM88 153V152H87ZM137 153H136V151H135V154L137 155ZM141 153V152H140ZM160 153H158V154H156L158 157H153V159H155L154 161H156L157 160V158H158V160L157 161H159V156H163L164 157V155L163 154H160ZM201 153V152H200ZM41 154H43V153H41ZM66 154V155H65ZM74 154H75V151L73 152V157H75L74 156ZM82 154V153H81ZM97 154V153H96ZM102 154H100V156H101V158H102ZM111 154V153H110ZM116 154V153H115ZM133 154V153H132ZM149 154V153H148ZM186 154V155H185ZM48 155H50V154H48ZM67 155L69 156V157H67ZM78 155V154H77ZM94 155V154H93ZM114 155V154H113ZM131 155V154H130ZM152 155V154H151ZM91 156V155H90ZM96 156V155H95ZM97 156H98V154H97ZM143 156V155H142ZM141 156V157H142ZM251 156L253 157V155L251 154ZM51 157V156H50ZM77 157V156H76ZM78 157H79V155H78ZM81 157V156H80ZM104 157V156H103ZM123 157V156H122ZM145 157V156H144ZM175 157H174V160H175ZM196 157V156H195ZM99 158V157H98ZM146 158V157H145ZM152 157H150V159H151ZM160 158H162V157H160ZM173 158V157H172ZM254 158V157H253ZM261 158H262V160H263V162H264V155H262L261 156ZM44 159V160H43ZM51 159V158H50ZM53 160H54V158H52ZM91 159V160H90ZM104 159H105V157H104ZM144 159V158H143ZM152 159V160H153ZM163 159V158H162ZM165 159H166V157H165ZM187 159V158H186ZM185 159V160H186ZM189 160H190V158H188ZM187 159V160H188ZM196 159V158H195ZM257 159V156L255 155V158H254V160H256ZM99 160V159H98ZM110 160V159H109ZM124 160H125V158H124ZM127 160V159H126ZM147 160V159H146ZM167 160V159H166ZM184 160V159H183ZM183 160H182V162H183ZM197 160V159H196ZM81 161V160H80ZM84 161V163H82V165L83 164H85V160H83ZM82 161V162H83ZM88 161V160H87ZM102 161V160H101ZM128 161V160H127ZM129 161H130V159H129ZM143 161V160H142ZM156 161V162H157ZM162 161H164V160H160V166H161V164H162ZM171 161V160H170ZM170 161H168V163H170ZM201 161V160H200ZM79 162V161H78ZM124 162H126V161H124ZM124 162H123V165H124ZM131 162H133V161H131ZM144 162V161H143ZM155 162V163H156ZM181 162V163H182ZM187 162V161H186ZM79 163H81V162H79ZM96 163V162H95ZM128 163V162H127ZM167 163V162H166ZM167 163V164H168ZM57 163H55V165H56ZM142 164V163H141ZM153 164V163H152ZM158 164V163H157ZM156 164V165H157ZM163 164H165L164 162H163ZM162 164V165H163ZM173 164V163H172ZM183 164V163H182ZM197 164V163H196ZM202 163L200 164V166L201 165H203ZM87 165V164H86ZM113 165V164H112ZM131 165V164H130ZM149 165V164H148ZM154 165V164H153ZM166 165V164H165ZM170 164H168V166H169ZM57 166V165H56ZM84 166V165H83ZM125 166V165H124ZM137 166V165H136ZM155 166V165H154ZM158 166V165H157ZM193 166V165H192ZM132 167V166H131ZM138 167H139V165H138ZM149 167V166H148ZM151 167H153V166H151ZM162 167V166H161ZM160 167V168H161ZM171 167V166H170ZM173 167V166H172ZM197 167H199V166H197ZM201 167H203V166H201ZM59 168V167H58ZM57 168V169H58ZM75 168H78V167H75ZM84 168V169H85ZM126 168V171H127V167H125ZM136 168V167H135ZM135 168H134V170H135ZM155 168V167H154ZM159 168V169H160ZM175 168V167H174ZM174 168H170L172 171L174 170ZM213 169L214 168H216V167H212ZM131 169V168H130ZM138 168H136V170H137ZM149 169H151V168H149ZM156 169V168H155ZM155 169H153L154 171L153 172H156V170ZM166 169V168H165ZM144 170H145V168H144ZM161 170V169H160ZM198 170V169H197ZM258 170V169H257ZM55 171H56V169H55ZM59 171V170H58ZM61 171V170H60ZM77 171H79V168H78V170ZM84 171V170H83ZM149 171V170H148ZM151 172V174L150 175H152V176H154V174L152 173V169L150 170ZM175 171V170H174ZM173 171V172H174ZM41 172V173H40ZM109 172V171H108ZM137 172V171H136ZM141 172H143V171H141ZM230 172V171H229ZM46 173V172H45ZM52 173H53V171H52ZM110 173V172H109ZM131 173V172H130ZM135 173V172H134ZM143 173H145V172H143ZM148 173V172H147ZM146 173V174H147ZM161 173V172H160ZM136 174V173H135ZM135 174H131V176L132 175H134V176H132V177H135L136 176V179H137V177L139 178V175H135ZM175 174V173H174ZM180 174V173H179ZM215 174V173H214ZM55 175V174H54ZM54 175H52V177H56V176H54ZM70 175V177H71V180L69 179V176ZM94 175V174H93ZM115 175V174H114ZM128 175H130V174H128ZM178 175V176H177ZM261 175V174H260ZM43 176V175H42ZM45 176V175H44ZM43 176V177H44ZM49 176V175H48ZM90 176V175H89ZM125 176H127V174H125ZM144 176V175H143ZM156 177H157V175H155ZM217 176V178H219L220 176H221V174H219V173H217V174H215V177ZM121 177V176H120ZM132 177H130V178H128V179H132ZM145 177V176H144ZM264 177V176H263ZM50 178V177H49ZM222 178V177H221ZM221 178H219V179H221ZM247 178V177H246ZM258 178V177H257ZM94 179V178H93ZM93 179H90V181L91 180H93ZM96 179V178H95ZM106 179V178H105ZM141 179V178H140ZM140 179H139V181H140ZM146 179V178H145ZM168 179V181H170ZM205 179V180H204ZM53 180V181H52ZM130 180L128 181L129 183H130ZM222 181H223V179H221ZM260 180V179H259ZM258 180V181H259ZM68 181H70V183L72 184L71 186L69 185V183H66V182H68ZM125 181H127V179L125 180ZM137 180H135V183H136V185L138 184V185H142L141 183H143V182H146L144 179L142 180V182H136ZM147 181H149V180H147ZM156 181V180H155ZM172 181V180H171ZM170 181V182H171ZM204 181V182H203ZM88 182V181H87ZM86 182V183H87ZM93 182V181H92ZM91 182V183H92ZM95 182V181H94ZM109 182V181H108ZM131 182H133V184H134V181H131ZM156 182H160L159 184H161V183H164V182H162V174H161V177L160 178H158V181H156ZM202 182V183H201ZM210 182V181H209ZM257 182V181H256ZM66 183V184H65ZM128 183V184H129ZM150 183V182H149ZM153 183V182H152ZM151 183V184H152ZM155 183V182H154ZM169 183V182H168ZM84 184V185H83ZM104 184V183H103ZM146 184H147V182H146ZM158 184V183H157ZM165 184H167V182L165 183ZM184 184H186V183H184ZM222 184H224V183H222ZM98 185H102V184H99L98 183ZM148 185V184H147ZM146 185V186H147ZM177 185H178V183H177ZM180 185V184H179ZM206 185H207V183H206ZM230 185V184H229ZM236 185V184H235ZM249 185V187H255L256 185L254 184V183H250L249 184V182H247L246 184H245V186H248ZM95 186H97V183L95 184ZM127 186V187H126ZM126 186H125V184H124V187H126V188H129V186L127 185V183H126ZM132 186V185H131ZM143 186V185H142ZM161 186V185H160ZM182 186H184V185H182ZM187 186V187H188ZM232 186V185H231ZM98 187V186H97ZM104 187H106V185H104ZM104 187H102L103 189H104ZM149 187H150V184H149ZM158 187V186H157ZM219 187V186H218ZM140 188V187H139ZM185 188V187H184ZM183 188V189H184ZM239 188V187H238ZM242 188V187H241ZM106 189H108L107 187H106ZM133 189V188H132ZM136 189V188H135ZM151 189V188H150ZM149 189V190H150ZM158 189V188H157ZM161 189V188H160ZM164 188H162V190H163ZM218 189H221V191H222V193L223 194H225V195H227V197L229 196V197H231V198H234V199H237V201H238V199H240V201H242L243 199H244V197H243V192L241 193L240 191L238 192L237 190H234V187H233V189H232V187L230 188V186H228V185H226V186H224V187H219ZM139 190V189H138ZM147 190V189H146ZM146 190H144V191H146ZM154 190H155V188H154ZM161 190V191H162ZM166 190H165V193H167L168 194V192H166ZM188 190H189V192H188ZM213 190V189H212ZM215 190V189H214ZM96 191H98V190H96ZM111 191V190H110ZM125 191H127L128 192V195L130 196V194H129V190H125ZM132 191V190H131ZM131 191H130V193H131ZM151 191V190H150ZM102 192V191H101ZM108 192H109V189H108ZM158 192V191H157ZM246 192H247V190H246ZM103 193V192H102ZM101 193V194H102ZM106 193V192H105ZM113 192L111 191V194H112ZM138 193V192H137ZM221 193V194H222ZM108 194V193H107ZM110 194V196H112L113 197V195H114V193L111 195ZM135 194V193H134ZM143 194H145V192H143ZM148 194V193H147ZM147 194H145V195H147ZM169 194H171L170 192H169ZM185 194V195H184ZM219 194V193H218ZM222 194V195H223ZM250 194V193H249ZM102 195H104V194H102ZM109 195V194H108ZM120 195V194H119ZM122 195V194H121ZM150 195H151V193H150ZM176 195V196H177ZM117 196H118V194H117ZM116 196V194L114 195V199L115 198H117L119 201H120V197L118 198ZM122 196H124V195H122ZM127 196V195H126ZM141 196H142V194H141ZM164 196V195H163ZM163 196H162V198H163ZM102 197V196H101ZM137 197V196H136ZM168 197V196H167ZM215 197V196H214ZM213 197V198H214ZM221 197V196H220ZM98 198V197H97ZM100 198V197H99ZM106 198V197H105ZM125 198V197H124ZM126 198H129V197H126ZM146 198V197H145ZM149 198V199H150ZM157 198H158V195H157ZM165 198V197H164ZM163 198V199H164ZM177 199L179 198V197H176ZM212 198V199H213ZM146 199H148V198H146ZM176 199V200H177ZM224 199H226L225 197H224ZM103 200V199H102ZM123 200V199H122ZM125 200V199H124ZM128 200V199H127ZM130 200V199H129ZM129 200H128V202L127 203H129ZM136 200V199H135ZM138 200V199H137ZM139 200H141V199H139ZM138 200V201H139ZM142 200H144V199H142ZM175 200V201H176ZM226 200H228V198L226 199ZM99 201V200H98ZM101 201V200H100ZM104 201H105V199H104ZM112 201H113V199H112ZM230 201V200H229ZM106 202V201H105ZM109 202V201H108ZM110 202H111V200H110ZM114 202V201H113ZM118 202V201H117ZM116 202V203H117ZM133 202V201H132ZM143 202V201H142ZM138 203V202H137ZM141 203V202H140ZM139 203V204H140ZM221 203V202H220ZM238 203V202H237ZM247 203V202H246ZM91 203H89V205H90ZM93 204H91V205H93ZM103 204L105 205L106 203H104L103 202ZM119 204V203H118ZM121 204V203H120ZM125 204L126 203H124V206H125ZM135 204V203H134ZM147 204V203H146ZM222 205H224L225 206V204L224 203H221ZM227 204V203H226ZM95 205H97V203L95 204ZM92 206V207H96V206ZM107 205V204H106ZM131 205V204H130ZM137 205V204H136ZM220 205V204H219ZM237 205V204H236ZM97 206H99V205H97ZM113 206V205H112ZM215 206L216 205H214V207H213V210L212 211H214V208H215ZM101 207V206H100ZM99 207V209L100 210H97V212L100 214V212H101V208ZM128 207V206H127ZM135 207V206H134ZM138 207V206H137ZM137 207H135L134 209H136ZM147 207V208H146ZM230 207V206H229ZM238 207V206H237ZM257 207V206H256ZM217 208V207H216ZM222 208H224V207H222ZM231 208V207H230ZM244 208V207H243ZM260 208V207H259ZM88 209H90V211L88 210ZM96 209H98V207H96ZM95 209V210H96ZM116 209V208H115ZM119 209V208H118ZM129 209V208H128ZM138 210H139V208H137ZM178 209H180V210H178ZM233 209V208H232ZM235 209H236V207H235ZM235 209H233L234 211H235ZM238 209V208H237ZM264 209V208H263ZM85 210V209H84ZM106 210V209H105ZM110 210V209H109ZM121 210V209H120ZM131 210H133L132 208H131ZM217 210V209H216ZM215 210V211H216ZM220 210V209H219ZM224 210V209H223ZM222 210V211H223ZM227 210V209H226ZM239 210V209H238ZM86 211H89V212H91L92 211V208H90L89 206L86 208ZM86 211H84L85 213H86ZM116 211V210H115ZM122 211V210H121ZM120 211V212H121ZM151 211V212H152ZM230 211V210H229ZM255 211V210H254ZM253 211V212H254ZM263 211V210H262ZM75 212H76V214H75ZM107 212V211H106ZM117 212H118V210H117ZM130 212V211H129ZM132 212V214H133V212L134 211H131ZM236 212V211H235ZM244 212H246V211H244ZM243 212V213H244ZM256 212V211H255ZM142 213H139L138 214V217H140L141 216V214ZM153 213V214H154ZM210 213V212H209ZM209 213H207V215L209 214ZM214 213V216H215V212H213ZM237 213H238V211H237ZM242 213V214H243ZM256 213H258V212H256ZM255 213V214H256ZM261 213V212H260ZM81 214V215H80ZM88 214V213H87ZM92 214V215H91ZM101 214H103V213H101ZM109 214V213H108ZM113 214H114V211H113ZM122 214V213H121ZM130 214V213H129ZM135 214V213H134ZM148 214H150V213H148ZM249 214V213H248ZM251 214V213H250ZM75 215H76V217H75ZM81 216V218L83 219V216L82 215H85L84 217H86V223H87V225H88V227H87V225L86 224H84V221L82 220V219H77V217L78 216ZM89 215H90V218H93L92 220H94L95 219V221H94V224H96L95 222H98V225H99V223L102 225V224H104L103 222L105 221H101L100 220V222H99V219H97L96 217H97V213L96 212H92V213H89ZM131 215V214H130ZM167 215V216H168ZM179 215V214H178ZM194 214H193V216H195ZM225 215H227V214H225ZM235 215V214H234ZM252 215V214H251ZM80 216H79V218H80ZM88 216V215H87ZM102 216H104V215H101V218H102ZM120 216V215H119ZM123 216V215H122ZM134 216V215H133ZM149 216V215H148ZM147 216V217H148ZM153 216V215H152ZM166 216V217H167ZM186 216H182L180 219L181 220H183V217L185 218ZM192 216V217H193ZM209 216H211V213L207 216V217H209ZM228 216V215H227ZM230 216V215H229ZM248 216V215H247ZM99 217H100V215H99ZM110 217V216H109ZM129 217V216H128ZM164 218V219H166L167 220V218ZM196 217V216H195ZM195 217L194 218H192L191 220H193L194 221V219H195ZM198 218H200V216H197ZM196 217V218H197ZM206 217V216H205ZM213 217V216H212ZM250 217V216H249ZM89 218V217H88ZM105 218V217H104ZM117 218V217H116ZM121 218V217H120ZM124 218V217H123ZM122 218V219H123ZM144 218H146V217H144ZM153 218H154V216H153ZM187 218H189V217H187ZM191 218V217H190ZM197 218V219H198ZM60 219V220H59ZM72 219H74V221L72 220ZM121 219V220H122ZM134 219V218H133ZM151 219H152V217H151ZM155 220H157L156 218H154ZM153 219V220H154ZM178 219H179V217H178ZM206 219V218H205ZM208 219V218H207ZM225 219V218H224ZM54 220V221H53ZM72 220V221H71ZM103 220V219H102ZM109 220V221H108ZM119 220V219H118ZM124 220H126V219H124ZM146 220V219H145ZM154 220V221H155ZM175 220H176V222H175ZM209 220V219H208ZM208 220H206V221H208ZM233 220V219H232ZM256 220V219H255ZM162 221V220H161ZM186 220H184V222H185ZM189 221V220H188ZM192 221V222H193ZM122 222V221H121ZM126 222V221H125ZM124 222V223H125ZM149 223V220L147 221H145L144 223L146 224V223ZM153 222V221H152ZM189 223V224H193V223ZM106 223V224H107ZM144 223H142V224H144ZM147 223V224H148ZM155 223V222H154ZM154 223H150V226H153L152 224H154ZM186 223V222H185ZM196 223V222H195ZM201 223V222H200ZM260 223V222H259ZM112 224H111V226H112ZM121 224V223H120ZM122 224H123V222H122ZM125 224V225H126ZM204 224V223H203ZM211 224V223H210ZM253 224V223H252ZM256 224V223H255ZM264 224V223H263ZM262 224V225H263ZM84 225H86L85 227H87V229L85 230V227H84ZM108 225V224H107ZM107 225H105L104 227H106ZM110 225V224H109ZM108 225V226H109ZM180 225H182V224H180ZM193 225H195V224H193ZM202 224H200V226H201ZM100 226V225H99ZM123 226V225H122ZM147 226V225H146ZM156 226V225H155ZM159 226V225H158ZM159 226V227H160ZM169 226V225H168ZM167 226V227H168ZM188 226V225H187ZM205 226V225H204ZM260 226V225H259ZM103 227V228H104ZM148 227H149V224H148ZM154 227V226H153ZM152 227V229H154ZM171 227V226H170ZM169 227V228H170ZM181 227H183V226H181ZM201 227H203V226H201ZM261 227V226H260ZM263 227V226H262ZM261 227V228H262ZM89 228V229H88ZM161 228H159V229H161ZM168 228V230H171V231H174L175 230V228H177V227H173V229L174 230H172V229H169ZM172 228V227H171ZM184 228V227H183ZM183 228H181V229H183ZM189 228V227H188ZM209 228V227H208ZM241 228V227H240ZM105 229V228H104ZM107 229V228H106ZM108 229V230H109ZM158 229V230H159ZM161 229V230H162ZM179 229H180V227H179ZM179 229H177V230H179ZM180 229V230H181ZM192 229H194V228H192ZM198 229V228H197ZM256 229V228H255ZM91 230V234H90V231ZM116 230V229H115ZM160 230V231H161ZM179 230V231H180ZM184 230V229H183ZM183 230H181V231H183ZM185 230H187V229H185ZM191 230V229H190ZM201 230V229H200ZM200 230L198 229V232H200ZM207 230H209V229H207ZM206 230V231H207ZM86 231V232H85ZM87 231H88V233L92 236L93 235V237L91 238V239H88L89 238V234L87 233ZM99 231V230H98ZM100 231H101V228H100ZM155 231H157V229L155 230ZM176 231V230H175ZM196 231V230H195ZM112 232V233H111ZM158 232V231H157ZM162 232V231H161ZM197 232V231H196ZM203 235H204V229H203ZM260 232H263V231H260ZM259 231H257V233H260ZM85 233H86V235H85ZM109 233V234H108ZM165 233H168V232H166L165 231ZM193 233V232H192ZM201 233V232H200ZM102 234V233H101ZM154 234H156V233H154ZM174 234H176V233H174ZM177 234V235H178ZM181 234V235H180ZM187 234V233H186ZM195 234V233H194ZM197 235H198V233H196ZM202 234V233H201ZM161 236L163 235V234H160ZM196 235V236H197ZM200 235V234H199ZM202 235V236H203ZM258 235V234H257ZM83 236H85V238L83 237ZM86 236H88L87 238H86ZM90 236V237H91ZM97 236V237H96ZM168 237H169V235H167ZM191 236H192V238H191ZM195 236V237H196ZM255 236V235H254ZM253 235L251 236V237H254ZM95 237V239H100V241H96V240H94L93 238ZM99 237V238H98ZM104 237V238H103ZM163 237V236H162ZM172 237H173V235H172ZM172 237H170V238H172ZM175 237V236H174ZM194 237V238H195ZM255 237H257V236H255ZM118 238H119V236H118ZM176 238V237H175ZM200 238V237H199ZM198 237H196L195 238V240H197V239H199ZM107 239H111V238H107ZM106 239V240H107ZM154 239V240H153ZM205 239V238H204ZM251 239V238H250ZM152 240L154 241V242H152ZM170 240V239H169ZM173 240H175V239H173ZM172 240V241H173ZM195 240H194V242H195ZM201 240H202V238H201ZM254 240H255V242H256V239L254 238ZM126 241L128 242H130L129 244L128 243H126ZM213 241V240H212ZM257 241H258V239H257ZM167 242H169L168 240H167ZM200 242V241H199ZM202 242V241H201ZM205 242V241H204ZM204 242H202V243H204ZM259 242V241H258ZM51 243L53 244L54 243V245H53V247L55 246L56 248L53 250V248L51 247L52 245H51ZM166 243V242H165ZM197 243V242H196ZM195 243V244H196ZM202 243H199L200 245L202 244ZM219 243V242H218ZM217 243V244H218ZM127 244V245H126ZM195 244H193V245H195ZM130 245V246H129ZM160 245H162V246H160ZM197 246H199L198 244H196ZM223 245V244H222ZM234 245V244H233ZM159 246L160 247H162V248H159ZM179 246L177 245V248H179ZM197 246H195V248L197 247ZM204 246H205V244H204ZM257 246V245H256ZM60 248V249H63V252H64V255H61V254H59L56 258L58 259H56L55 260V257H53V256H51V255H55V252L57 253V251H55L56 249H58V248ZM128 247V248H127ZM192 247V246H191ZM235 247V246H234ZM51 248V249H50ZM118 248L119 249H121V250H118ZM201 248H204V247H201ZM131 249H130V251H131ZM194 251H193V250ZM199 249V248H198ZM237 249H238V247H237ZM236 249V250H237ZM258 249H259V247H258ZM49 250V252L51 251V255H50V253L49 252H45L46 253V255L44 256V251H48ZM133 250V249H132ZM257 250V249H256ZM263 250V249H262ZM52 251H53V254H52ZM55 251V252H54ZM114 251V250H113ZM194 253H193V252ZM205 250H203V252H204ZM218 251V250H217ZM227 251V250H226ZM201 252V251H200ZM202 252V253H203ZM261 252V251H260ZM58 253H61V252H58ZM122 253V252H121ZM125 253V252H124ZM138 253V254H137ZM147 253H149V255L147 254ZM206 254V253H205ZM208 254V253H207ZM206 254V255H207ZM227 254H229V252L227 251L226 252V254H225V257L224 258H227V257H229ZM57 255V254H56ZM55 255V256H56ZM148 255V256H147ZM230 255V254H229ZM61 256V257H60ZM107 256V259H108V255H106ZM123 256V255H122ZM207 256H211V254H209V255H207ZM52 257H53V259H52ZM139 257V258H140ZM112 258V257H111ZM121 258V257H120ZM125 258V257H124ZM223 258V259H224ZM50 259V260H49ZM103 259V258H102ZM102 259H99V260H102ZM149 259V258H148ZM152 259V258H151ZM228 259H232L231 258V256L228 258ZM228 259H226L225 260V262L228 264V262L230 261H228L227 262V260ZM110 260V259H109ZM238 260V259H237ZM46 261H44L43 263H45V264H47L46 263ZM57 261H59V262H57ZM149 261H151L150 259H149ZM215 261H217L218 262V264H219V261L218 260H216L215 259ZM233 261H234V258H233ZM40 262V263H39ZM54 262V263H53ZM99 262V261H98ZM107 262V261H106ZM109 262H111L112 263V261H109ZM133 262V261H132ZM147 262V261H146ZM212 262V263H211ZM232 262V261H231ZM122 263V262H121ZM120 263V264H121ZM128 263H129V260H128ZM42 264V263H41ZM99 264V263H98ZM100 264H102L101 262H100ZM113 264H115V262H113ZM124 264H125V262H124ZM126 264H127V261H126ZM147 264V263H146ZM150 264V263H149ZM217 264V263H216ZM220 264H225L224 262L222 263L221 261H220ZM231 264V263H230ZM234 264H236V263H234Z\"/></svg>",
    "mask_w": 264,
    "mask_h": 264
}]
</instances>
